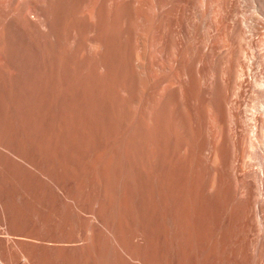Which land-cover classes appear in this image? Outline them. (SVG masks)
Returning a JSON list of instances; mask_svg holds the SVG:
<instances>
[{
	"label": "bare ground",
	"instance_id": "6f19581e",
	"mask_svg": "<svg viewBox=\"0 0 264 264\" xmlns=\"http://www.w3.org/2000/svg\"><path fill=\"white\" fill-rule=\"evenodd\" d=\"M0 264H264V0H0Z\"/></svg>",
	"mask_w": 264,
	"mask_h": 264
}]
</instances>
